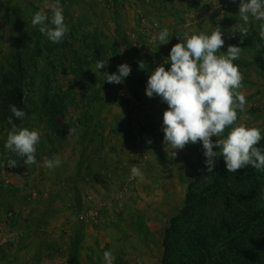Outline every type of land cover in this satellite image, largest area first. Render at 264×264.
Instances as JSON below:
<instances>
[{
	"label": "rangeland",
	"instance_id": "obj_1",
	"mask_svg": "<svg viewBox=\"0 0 264 264\" xmlns=\"http://www.w3.org/2000/svg\"><path fill=\"white\" fill-rule=\"evenodd\" d=\"M55 2L0 0V264H105V251L113 264H162L164 227L184 205L189 182L207 167L202 142L175 158L165 151L168 105L146 95L149 75L161 64L170 69V50L186 34L222 31V52L241 47L233 63L244 78L247 112L237 110L236 123L260 129L263 139L264 69L256 59L264 21L250 17L241 43V0H60L69 32L53 43L31 21L36 11L50 17ZM165 28L169 43L161 45L153 37ZM97 60L105 68L96 71ZM123 63L130 75L106 82L105 73L118 74ZM118 87L142 106H130ZM11 91L34 100L33 113L13 118L17 127L40 133L31 166L5 148L12 124L4 97ZM83 114L89 118L81 121ZM56 157L59 167L44 166ZM10 159L18 166L9 167ZM134 165L142 178L131 177Z\"/></svg>",
	"mask_w": 264,
	"mask_h": 264
},
{
	"label": "clouds",
	"instance_id": "obj_2",
	"mask_svg": "<svg viewBox=\"0 0 264 264\" xmlns=\"http://www.w3.org/2000/svg\"><path fill=\"white\" fill-rule=\"evenodd\" d=\"M238 16L243 21L236 26L243 43L250 33L246 26L250 17L264 21V0H241ZM31 23L34 27L40 26L39 31L53 43L62 42L69 32L60 0L52 5L50 17L43 10L36 11ZM258 36L264 41V24H261ZM168 37L169 30L165 28L153 39L158 38L162 45L169 43ZM224 44L220 30L211 35L186 34V42L176 43L170 50L167 58L170 69L161 64L151 71L146 95L149 98L158 96L168 105L163 114V143L165 151L172 157L175 158L177 152L189 143L202 142L208 172L214 171L216 158L219 156L223 157L229 173H237L248 166L264 172V149L257 147L262 139L261 130L236 123L237 110L245 114L247 112V100L240 91L244 78L238 65L233 63L240 58L241 47L229 45L227 52H222ZM139 67L143 68V62L139 63ZM102 68H105V62L97 60L95 70ZM131 71V66L123 63L118 66V74L105 73L106 82L120 84ZM9 107L15 118H25L23 110L15 105ZM8 122L12 124V129L8 133L5 148L21 157L25 166L35 164L40 133L26 127H17L12 116L8 118ZM212 137L219 139L214 142ZM214 148H218V151H214ZM60 164L58 157L44 161V166L48 169L59 167ZM8 166L15 168L18 162L10 159ZM142 176L141 170L134 165L131 177ZM103 255L105 264H113L115 257L111 251H105Z\"/></svg>",
	"mask_w": 264,
	"mask_h": 264
},
{
	"label": "trees",
	"instance_id": "obj_3",
	"mask_svg": "<svg viewBox=\"0 0 264 264\" xmlns=\"http://www.w3.org/2000/svg\"><path fill=\"white\" fill-rule=\"evenodd\" d=\"M261 50L256 60L264 69V42ZM4 100L6 118H15L10 105L34 112V100L16 91ZM257 147L264 149V138ZM162 247V264H264V172L248 166L229 173L220 157L213 172L189 182L184 205L164 227Z\"/></svg>",
	"mask_w": 264,
	"mask_h": 264
},
{
	"label": "built area",
	"instance_id": "obj_4",
	"mask_svg": "<svg viewBox=\"0 0 264 264\" xmlns=\"http://www.w3.org/2000/svg\"><path fill=\"white\" fill-rule=\"evenodd\" d=\"M229 4H231L230 1H227L224 3V5L222 6L223 8H227L229 6ZM117 93L118 95L125 99L126 101L129 102L130 106H133V107H141L142 106V102L141 100L135 98L128 90L127 88L125 87H118L117 88ZM90 214H92V211L91 212H88L85 216V214H83L81 216V218H84V219H88L90 217ZM14 239V237H10V238H5V241L4 242H8L9 241H12Z\"/></svg>",
	"mask_w": 264,
	"mask_h": 264
}]
</instances>
